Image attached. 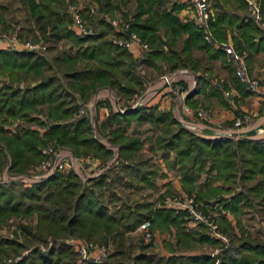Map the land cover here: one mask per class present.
Returning <instances> with one entry per match:
<instances>
[{
	"label": "trees",
	"instance_id": "1",
	"mask_svg": "<svg viewBox=\"0 0 264 264\" xmlns=\"http://www.w3.org/2000/svg\"><path fill=\"white\" fill-rule=\"evenodd\" d=\"M21 1L28 17L45 37L68 38L69 46L75 48L64 49L50 59L41 52L0 47V74L11 80L0 87V117L4 121L9 117L26 121L11 132L0 125V227L13 215H28L35 210L37 227L32 232L22 224L28 230L25 237L44 241L47 235H53L58 239L47 249L32 246L19 260L4 264H104L94 259L79 263L78 249L66 241L71 236H81L84 242L112 239L115 246L108 256L113 259L106 264H127L125 259H131L127 260L130 264H214L215 257L209 251L193 250L203 243L220 245L216 255L218 264H264V240L251 238L239 217L242 207L250 205L252 197L259 196L264 202V137H207L192 131L171 110L160 109L157 104L127 103L116 108L107 97L99 98L98 102L108 101L109 109L105 118L96 121L95 133L93 118L83 105L101 87H109L115 95H134L144 86L143 76L136 71L137 61L151 64L157 56L170 60L171 67L201 70L197 72L201 86L209 85L210 93L223 98L222 89L228 87L227 80L212 82L211 63L197 59L195 50L209 61L219 58L237 87L253 91L249 81L240 78L227 49V32L236 28L237 33L232 32V46L236 52L245 54V60V52L248 54L255 45L253 33L263 30L261 20L251 13L247 0H212L213 13L207 26L211 40L195 19H180L178 10L182 0H135L133 19L127 20L132 29L153 45L147 57L137 61L127 48L106 36L114 28L105 17L86 14L89 22L95 21L102 27L90 34H79L70 26L67 0ZM97 1L111 15L115 9L123 11L129 0ZM260 8L264 12V0ZM158 30L167 38L157 33ZM178 40L180 48L176 49L172 45ZM164 43L169 45L167 51ZM132 119L148 120L157 127L154 143L162 149L166 164L178 165L183 190L199 200L204 211L216 208L213 216L235 243L227 245L221 237L208 233L203 223L198 225L204 231L187 228L182 209L164 204L155 207L151 200L110 210L102 187H109L115 178H108L105 171L90 177L87 183L72 168L56 170L29 182L3 178L5 167L9 175L29 173V166L44 155L40 147L51 138L59 145L69 146L75 154L92 153L107 162L114 149L105 138L118 145L116 159L125 172L115 177L130 173L139 182L134 183L136 186L155 185L151 175L156 168L149 169L143 166V160H134L142 139L127 131ZM32 124L43 126L42 131ZM121 157L128 161H121ZM202 173L203 180L197 181ZM249 181L254 182L248 184ZM145 218L151 219L152 228L175 227L176 242H166L168 252L150 251L152 241L131 242L125 234ZM25 242L0 234V260L19 252ZM134 246L139 247L135 253Z\"/></svg>",
	"mask_w": 264,
	"mask_h": 264
},
{
	"label": "rangeland",
	"instance_id": "2",
	"mask_svg": "<svg viewBox=\"0 0 264 264\" xmlns=\"http://www.w3.org/2000/svg\"><path fill=\"white\" fill-rule=\"evenodd\" d=\"M182 1H183V5L178 10V15H179L180 19L183 21L194 20L195 19V11H194V6H193L191 0H182ZM208 1H209V5H210V3L212 4V0H208ZM70 3H77V4H80L81 7L83 6L82 7L83 16H85L86 14H89L90 16H92L91 14H93V13L90 11V9L92 6H96V12L97 13L106 12L108 14L107 16L109 18L116 17L119 21H127V19H133V12L135 11V7H136V1L135 0H129L128 4L123 7V11L121 9H115L114 13L110 15L107 11L100 8V4L97 0H67V7H68V12L70 14V17H71V13L69 11V4ZM0 4H1L0 5V12H1L0 13V29L6 30L9 33H12V32H14L13 28L15 29L14 26H18L19 28H18L17 32L19 33L18 35L21 38H23V39L31 38L32 40L37 41L41 44L42 47L39 50H34V51L44 53L48 58L51 59L53 55L61 52L64 49H67L66 51H68L69 48L71 50H73L75 48L74 45L72 47L69 46V45H71V43L68 40V38H61L59 40H55L52 38L45 37L44 34L42 33V31H40V29L37 28L35 22H33V19H30L28 17L26 8H25V6L21 0H0ZM210 8H211V6H210ZM248 8L251 11V13L256 17L255 13L250 8L249 4H248ZM211 11H212V8H211ZM212 13H213V11H212ZM260 15H261V13H260ZM70 19H71L70 26L73 28L72 17ZM87 20H88V18H87ZM195 21H196V19H195ZM87 24L88 25H95V27H100V28L102 27L95 21H93V22L87 21ZM113 32H114V29H113V31H110L109 33H107L106 36H108L112 39ZM157 33L161 34L163 36V38H167V35H164L162 30H158ZM184 35H186V32L184 33ZM179 42L180 41L178 40L175 44L172 45V47H175L176 49L180 48ZM148 44H149L148 49L145 50L143 53H141L138 56H136L132 51L128 50L134 56L135 61L141 60V59H144L145 57H147L148 52L150 51V49L153 46L150 43H148ZM163 47H164V50L167 51L169 45L164 43ZM194 54L197 56L196 57L197 59L202 60V63L203 62L204 63L205 62L211 63L212 68H211L210 73H212V77H213L212 79L214 81L216 80L219 82V81L226 79L225 75H223V73H224L223 71H224L225 67L223 66V64L219 58L211 59L209 61V59H207L206 56L200 51L195 50ZM246 56H247V53H246ZM244 62H245V60H244ZM183 69L192 70L189 66L171 67V61L170 60L168 61V60H166L160 56L155 57L154 63H151V64L148 62H145L143 60L140 62L137 61L136 71L138 73H140L144 79V83H143L144 86L141 88V90L137 91L134 95L128 96V97L125 95H122V96L115 95V93L109 87H101L98 91L102 90L101 93L103 95L101 96V98L102 97L103 98L107 97V99L109 98L111 103H113V105L116 108L121 107V104L129 103L132 105V103L136 102V101H138V104H147V105L157 104L160 109L171 110L172 114L178 120H180L186 127L191 129L192 131L199 133V134H204V133H202V131H197L195 129H192L185 124L186 118H185L184 114H182L180 110L175 108V104H174L175 99H176L175 95L178 92L169 91L166 88V86L163 84L162 79H161L162 75H164V74L177 76L176 75L177 71H180ZM199 71H201V70H198L197 72H199ZM249 77L255 78L258 80V90L256 89V91H259L260 87H261L259 79L257 77H251V76H249ZM8 82L9 83L11 82L9 77L0 74V87H3V85L5 83H8ZM174 83L181 86L180 91L184 90V88L186 87V85L184 83H182L178 80H175ZM14 84H17V82H14ZM160 85H161L160 89L165 90L164 93L159 89ZM180 91H179V93H180ZM98 101H99V98L96 97V95L94 93L87 103H83L84 108H87L86 110L90 112L91 117L93 118V120H92L93 121V130L95 133H97L96 121L100 120V118H102V119L105 118L106 114L108 112V109H109V106L107 105L108 101L102 100V101H100L101 103ZM161 102H162V106H159V105H161L160 104ZM198 107H204V106H198ZM84 108L81 109V112L84 111ZM100 113L102 115H100ZM242 115H245V114H241L239 116H242ZM247 115H249V114H247ZM239 116H237V117H239ZM235 119H234V121H235ZM234 121H233V123H228V124L225 123V124H221V125H212L211 127L218 129V131H221V132L232 130V129H238L240 127L243 128V127L248 126V124L251 122V116L249 115V121H243L240 126L235 125ZM25 122L26 121L21 117H16V118L9 117L8 120H6V121H4L3 118L0 117V125L4 126L5 129L7 131H10V132L18 130L19 126ZM198 122H202V121L199 120ZM32 125L35 126L37 129H39V131H42V129H43V126H40L38 124H32ZM127 128H128L127 131L131 135H138L142 139L141 148L134 154V160L135 161H142L143 160L145 162L143 166L147 167L149 169L156 168L155 174L151 175L153 181L155 182V185L151 186V185L146 184L143 186L142 185L136 186L134 183L139 184V182H137L138 180L130 173L123 174L122 177H115L114 175H116L118 173L119 174L125 173V172L122 168H120L121 167L120 161L118 159H116L118 154H119L118 145L117 144H111L105 138H103L104 141L106 143H108V145L113 147V149L117 150L115 158L111 162H110V160H111L113 155L111 156V158L107 162H104L100 157H97V156L93 155L92 153L75 154L69 148V146L67 147L66 145L65 146L59 145L55 138H53V139L51 138V139H47L45 144L40 147L41 151L44 155L38 162L36 161L37 163L36 162L34 164L32 163L29 166V173L9 175L8 171H7V167H5V169H4L5 175L3 174V178L4 179L19 178L20 180H23L25 182H29V181L34 180V178H35L34 176L31 180L27 179V177L25 178V176L37 173L36 172V166L40 163V161L43 158H46V156H47V154L43 151V149H46L48 147H53V148L67 149V150H70L74 155H76L78 157L84 156V157H89L91 159L89 162L88 161L87 162L81 161V165H79V166L77 164L76 166L79 169L74 168L73 166H70V167L67 166V168H62L59 170H67L69 168H72L80 177H81V174L88 175L86 179H83L81 177V179L85 183H87L88 182L87 180L90 177L96 175L97 172L101 169H103V171L109 173L108 178H110V177L115 178L114 181L113 180L110 181L109 187H105L104 185L102 187L104 189V192H105L104 197L106 199V202L109 205L110 210H114L116 207H122L124 205H129V206L133 205L134 206L136 203H138L139 201H142L143 199L153 201V206L157 207L158 205H162V204L166 205L164 203L166 197H169L172 195H175V196L188 195L183 189L178 190L175 183L172 182L174 179H178L181 182V174H180V169H178V165L169 166L168 164H166L165 160L162 157V149L158 148L157 145L154 143L155 134L158 133L157 127H155L148 120L143 121V122H138L137 120L132 119L131 123L128 125ZM231 137H236V136H231ZM121 161L127 162L128 160L127 159L123 160V158L121 157ZM106 165H108L109 168H106L107 167ZM6 172H7V174H6ZM203 176H204V173L201 174V177L198 178L197 181L203 180ZM253 182L254 181H249L248 184L253 183ZM89 183H91V182H89ZM196 201L199 202V200H197V199H196ZM208 212L211 213L212 217H214L213 215H215L217 213L215 207H210ZM183 216L185 218L184 224L187 226V228L198 227L199 229H203L201 226L198 225L199 223H203L204 225H206V228H207V230L204 228L203 231L206 230L208 233L213 235L211 232V228L208 224H206L204 222L190 221L185 216L184 213H183ZM239 217H240L241 222L243 224V228L248 232V235L251 238H256V239L258 238V239L264 240V202L260 201L259 196L252 197V201H251L250 205H244L242 207L241 211L239 212ZM214 219L218 223L219 231L222 234L226 235L225 239L223 237H221L226 242V244L228 245L230 243H235V239L234 238L232 239V235L227 230H224L223 228H221L218 220L215 217H214ZM37 222H38L37 212L34 210L33 212H31L28 215H24V214L13 215L10 218V220H8L6 223H4L0 227V234L1 235L18 238L21 241H26L25 242L26 245L23 248H21L19 250V252L3 257L0 260V264L9 263L13 260H19L20 258H22L23 256H25L26 254H28L30 252L32 246L39 245V247L41 249H47V247L54 244L56 242V240L58 241V239L55 240L53 235H47V238L44 241L29 240L28 238H26L25 233H27V231H28L27 229H30V231L33 232L35 230V228L37 227V224H38ZM139 223L133 229L128 230L125 233L128 237L131 238V242L133 241L136 243V242H139L141 240V241L147 243V242L152 241V244H151L152 248L150 251L154 250L153 245H154V243L155 244L157 243L158 245L161 246V248L163 250L165 249L166 252L169 251V247H168L166 242H170V243L175 244V242H176V229H175V227H170V229H165V228L161 229L159 227L152 228L151 227L152 223H151L149 228L153 232V235L149 239H146L142 236V231H140L137 228ZM22 224H24L27 227V229L24 228L22 226ZM155 231H156V233H154ZM214 236H217V235L214 234ZM77 240L83 241V237H81V236H73L72 237L71 236V237L66 238V241L68 243H70L74 248H76L75 241H77ZM92 241L97 243V244H103L104 243V244H107L109 246L107 254L104 255V259H105L106 263H109L113 258L109 257L108 254L112 249H114V246H115V243L112 242V239H109L107 241H102V242L95 241V240H92ZM138 249H139V247L134 246L132 249V252L135 253L138 251ZM162 249H161V252H160V249L156 250V251L154 250V251L157 253H162ZM220 249H221L220 245H213L212 246L208 243H203L201 246H196L195 249H193V250L209 251L212 254V256L215 257L214 264H218L219 258L216 255ZM182 250L190 251L191 249L185 248ZM79 255H80V257H79L78 261L80 263V262L84 261L85 259L82 257V254L80 252H79ZM127 260H131V259H127ZM127 260L125 259L124 263H130V262H127ZM106 263H104V264H106Z\"/></svg>",
	"mask_w": 264,
	"mask_h": 264
},
{
	"label": "built area",
	"instance_id": "3",
	"mask_svg": "<svg viewBox=\"0 0 264 264\" xmlns=\"http://www.w3.org/2000/svg\"><path fill=\"white\" fill-rule=\"evenodd\" d=\"M250 8L256 15L258 20L261 19L260 15V2L259 0H247ZM194 11H195V19L198 24L205 28V36L211 40V34L207 29L209 19L211 17L212 11L209 5L208 0H191ZM83 7V6H82ZM82 7L80 4L77 3H70L69 4V11L71 13L72 21H73V28L79 34H90L100 29V27H95V25H88L87 18L82 14ZM90 11L96 14L99 17L107 18L111 25L114 28L112 40L127 48L128 50L132 51L136 56L143 53L145 50L148 49V42L145 41L134 29L130 27V21H119L116 17L109 18L106 12L97 13L96 6H92ZM12 33H9L6 30L0 29V45L3 47H8L11 49H27V50H39L42 46L39 42L32 40L31 38L23 39L18 34V26H14ZM97 28V29H96ZM12 31V30H11ZM45 46V45H44ZM228 51L230 52V57L235 61V68L237 73L239 74L241 79L248 80L250 86L253 89L258 90V80L255 78H250L247 70L246 65L244 62V55L236 52L232 46H227ZM163 84L169 91H180L181 86L175 84L174 81L176 80L173 75L164 74L161 77ZM184 91H180V96H184ZM116 98V97H115ZM138 101L133 102L132 106L137 105ZM185 108L197 114L198 117L202 119H208L210 116V112L202 107L192 109L187 104ZM243 121H249V115L245 114L239 116L235 119L234 124L240 126ZM43 151L47 154L46 158H43L40 163L36 166V174H31L25 176L27 179L31 180L33 176L35 177L34 180L40 179L42 177L48 176L56 170L67 168V166H73L74 168H78L76 165H81V161L89 162L91 159L89 157L84 156H76L70 150L62 149V148H53L48 147L43 149ZM117 150L114 149L113 156L110 162L115 158ZM79 169V168H78ZM88 175L81 174L83 179H86ZM166 205L173 206L176 209H182L184 211L185 216L194 222H204L208 224L211 228V232L214 235L226 238V235L222 234L219 231L218 223L212 217L211 213L204 211L200 206L199 202L196 201L193 195H172L166 197L165 202ZM151 219L145 218L142 220L139 225L138 229L142 231V236L146 239H149L153 232L150 230ZM75 246L82 254L84 259H94L99 262L106 263L104 259V255L108 252V245L107 244H97L93 241H75ZM130 264V263H127ZM132 264V263H131Z\"/></svg>",
	"mask_w": 264,
	"mask_h": 264
},
{
	"label": "crops",
	"instance_id": "4",
	"mask_svg": "<svg viewBox=\"0 0 264 264\" xmlns=\"http://www.w3.org/2000/svg\"><path fill=\"white\" fill-rule=\"evenodd\" d=\"M259 2L261 5V0H259ZM260 13L261 21H259L263 30L253 33V40L255 41V45H253V47L249 49L250 52L247 54V57L245 59L247 73L249 76L257 77L259 79L261 84L260 90L256 91L255 89H252L253 91L251 92L241 90L229 79L228 68L224 65L223 66L225 68L223 71V75H225L228 87L222 89V86H220V89H222L224 93L223 98L218 93H210L209 85L206 87L201 86V83L198 80L197 72L190 69L177 71V76H174L175 79L184 83L186 87L183 90L185 92L183 97H181L179 93H176L174 104L175 108H177L181 111L182 114H184L186 122L208 126L221 125L225 123H233L234 119L241 114H249L251 116V122L248 124V126L243 128L240 127L238 129H254V132L251 136L245 137L254 139L264 137V19L262 18L264 17V12ZM232 32L237 33V29L234 28L233 30H228L227 46H232L233 44ZM0 47L8 48L3 47L2 45H0ZM215 81L212 79V82ZM160 87L161 85L159 86V89ZM101 91L102 90L95 93L96 97L101 98V96L103 95ZM161 91L163 93L165 92L164 89H162ZM160 104L161 105L159 106H162V102ZM186 104L192 109L199 108L198 106H204L202 108L207 109L210 112V116L208 117V119H201L197 116V114L188 111L185 108ZM100 115L102 114L100 113ZM101 120L102 118H100V120L98 121L100 122ZM199 120L202 122H198ZM201 135L207 137H218L213 134ZM106 166V168H108V165ZM102 171L103 169L99 170L97 174ZM3 174L5 175V171H3ZM172 182L175 183L178 190L183 189L181 188L182 183L178 179H174ZM154 233H156V231ZM153 246L155 251L160 249L161 252L162 248L160 245L154 243ZM162 252H166V250L162 249Z\"/></svg>",
	"mask_w": 264,
	"mask_h": 264
},
{
	"label": "water",
	"instance_id": "5",
	"mask_svg": "<svg viewBox=\"0 0 264 264\" xmlns=\"http://www.w3.org/2000/svg\"><path fill=\"white\" fill-rule=\"evenodd\" d=\"M185 124L192 129H195L197 131H202V133H204V134H213L216 136H222V135L236 136V137H238V136H251L254 132L253 128L232 129V130L221 132V131H218V129H215V128L208 126V125H198V124H194L191 122H185Z\"/></svg>",
	"mask_w": 264,
	"mask_h": 264
}]
</instances>
